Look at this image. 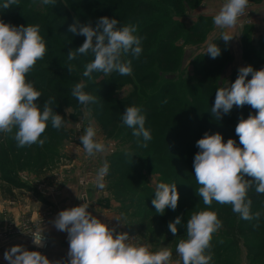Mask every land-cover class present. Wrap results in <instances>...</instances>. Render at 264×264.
Segmentation results:
<instances>
[{
  "label": "trees",
  "instance_id": "obj_1",
  "mask_svg": "<svg viewBox=\"0 0 264 264\" xmlns=\"http://www.w3.org/2000/svg\"><path fill=\"white\" fill-rule=\"evenodd\" d=\"M262 1L249 0V3ZM202 2L55 0L54 5H44L41 0H19V6L0 11V19L15 26H40L47 51L27 76L36 90L42 93L37 103L42 105L46 99L54 98L52 107L64 117L65 122L67 109L77 110L81 107L78 100L71 96V91L75 84L83 83L84 91L96 97L97 102L90 104L89 108L103 131L108 136L116 133L122 140L130 142V153L109 157L107 174L113 197L120 205V215L128 225L129 218L130 222L138 219L139 228L142 230L145 227L152 235L164 233L165 228L169 232L172 209L166 208L161 215L156 213L151 203L155 193L152 186H148L146 174L156 172L163 177L158 183L168 181L169 184H177L181 198L175 209L181 217L179 233L186 232L187 220L194 212L215 211L230 242L227 243L226 238L220 240L213 236L211 251L218 253L223 247L237 246L240 240L253 238V243H245L248 260L251 264L264 263V194H257L254 189L249 191L252 213H262L258 221L241 219L233 213L230 205L213 202L210 207L205 206L202 198L196 195L199 188L193 168L194 156L199 151L196 141L205 132H219L225 142L232 138L239 145L236 125L241 117L247 119L250 113H256L249 105L234 106L230 113L216 120L210 112L215 92L224 86L225 74L232 62L228 45L221 39L213 41L221 49L217 58L201 52L191 60V74L185 76L182 72L183 62L189 54L186 48L203 43L213 24L212 17L204 16H200L190 27L181 21ZM103 16L118 19V27L128 23L137 25L136 35L143 38L142 54L138 59L130 54L122 57L123 61L132 60L131 75L121 76L114 71L107 76L94 72L90 77H85V65L94 59L93 55H78L72 61L67 59V52L81 46L86 39L82 35L69 33V26L78 18L81 23L90 21L95 27L98 18ZM241 43L246 65L254 70L264 68V41L255 48L245 34ZM69 65L73 68L71 73L68 72ZM237 77L238 72L232 70L229 83H233ZM248 79H251V75ZM126 86L131 87L130 91L118 97L119 91ZM132 105L140 107L146 116L145 127L152 135L146 148L138 146L132 129L124 125L121 118L126 107ZM15 131L0 133V183H5L10 189L25 187L18 181L19 172L45 168L68 133L64 125L57 130L48 122L41 137L46 138L43 146L34 144L18 148ZM257 224L258 227L255 226ZM169 233L171 238V231Z\"/></svg>",
  "mask_w": 264,
  "mask_h": 264
},
{
  "label": "clouds",
  "instance_id": "obj_2",
  "mask_svg": "<svg viewBox=\"0 0 264 264\" xmlns=\"http://www.w3.org/2000/svg\"><path fill=\"white\" fill-rule=\"evenodd\" d=\"M41 3L54 5L55 0H41ZM12 6H19V0H0V11ZM248 7L249 0H224L213 17V23L221 29H232ZM119 23L116 18L103 16L98 18L95 27L90 21L81 23L78 18L69 26V33L86 39L81 46L67 52L68 61L89 53L94 57L85 65L83 76L90 77L94 72L107 76L114 71L121 76L132 74V60L123 61L122 57L130 54L138 59L143 51V38L136 35L137 25L128 23L118 27ZM221 38L227 43L233 35L222 32ZM46 51L39 25L15 26L0 19V133L10 134L16 129L14 139L18 148L34 144L43 146L46 138L41 137L48 122L57 130L64 125V117L52 107L54 98L46 99L42 105L37 103L42 93L27 79ZM206 53L217 58L221 49L216 43H209ZM72 71L69 65L68 72ZM249 75L251 79H248ZM84 87L83 83L75 84L71 96L84 106L82 118L88 120V126L80 136V142L86 156L94 157L105 153L107 147L97 139V129L90 119L88 106L97 102L96 97L85 92ZM245 105L251 106L256 113H250L247 119L241 117L236 125L239 145L232 138L225 142L219 132H205L196 141L199 149L193 160L195 180L199 185L196 195L202 198L205 206L210 207L213 202L230 205L233 213L241 219L258 221L262 213H252L249 191L254 189L255 193L264 194V68L254 70L250 65L239 68L235 81L215 92L210 112L214 119L220 120L234 106ZM121 118L123 124L132 129L138 146L146 148L152 135L145 127L146 116L142 109L127 106ZM108 172L109 165L105 161L96 172L95 183L99 189L105 188L104 178ZM154 193L151 203L156 213L163 215L166 208L173 211L177 208V184L158 183ZM88 207L86 202L61 210L53 220L57 230L68 234L67 264H171L172 251L169 248L153 252L147 245L130 243L128 233H117L115 228L88 212ZM180 224L179 216L169 222L168 228L173 235ZM221 227L222 221L215 211L194 212L186 223V239L176 245L180 258L177 264H210L211 240ZM34 243L44 246L42 239L34 240ZM4 259L9 264H65L64 260L51 261L41 252L29 251L21 245L6 250Z\"/></svg>",
  "mask_w": 264,
  "mask_h": 264
},
{
  "label": "rangeland",
  "instance_id": "obj_3",
  "mask_svg": "<svg viewBox=\"0 0 264 264\" xmlns=\"http://www.w3.org/2000/svg\"><path fill=\"white\" fill-rule=\"evenodd\" d=\"M193 13L194 10L181 18V21L188 27L198 21L197 19L200 17L198 16L194 18ZM215 30L216 26L213 23L210 26L203 43L192 48L190 46L186 48L189 50V54L183 62L184 65L182 69L185 76L191 74L192 68L190 63L193 57L201 52L205 53L208 44L213 43L214 40L218 39L214 36L218 35L221 28L218 33H214ZM236 31L237 33L233 37V40L226 43L232 57V62L226 71L224 79L226 82H224L223 87L230 86L228 77L232 70L238 72L239 68L247 66L242 57V37L247 34V37H249L250 42L255 48L258 47V43L264 41V23L260 24L257 29H255L251 23L246 25L242 24ZM220 39L224 41L222 38H219V40ZM130 89V86L124 87L119 91L118 97H123L130 91ZM83 114L84 106L82 105L77 110L71 108L66 110L64 126L68 130L67 137L63 140L56 155L48 165L45 166V168L40 171L27 169L19 172L18 181L25 186L24 188L11 187L10 189L5 183H0V215L2 216L1 218L3 221L0 223V243H9L15 239L23 238L30 244L32 243L31 236L29 235L31 232H37L43 236L46 239V243H48L49 238L45 233V230L55 219L49 210L58 207L57 198L61 196L59 193L69 187L72 179H75L78 189L77 206L86 202L90 206L88 191L89 189H92L94 194L99 196L95 202L99 204L100 207L107 208L111 202L113 203L111 207H114V210L119 215L120 222L126 226L128 234L139 238V244L149 246L150 250L153 252L165 247L169 248L172 251L171 264H177V261L180 258L176 253V245L181 239H186V232L179 233L177 231V234H172V237L170 238V230L167 233V228L163 231L164 233H167V235L164 233L152 235L145 227L141 230L138 226V219H133L132 222H130L129 218L128 225V222L120 215V205L115 200V197H113V192L107 181V175L104 178L105 188L99 189L96 186L95 178L97 169L101 167L105 161H107L109 165V157L113 155H120L125 152L130 153L131 145L127 139L122 140V137L116 133L113 136H108L91 112L90 119L97 129V139L105 143L107 151L105 153H99L94 157H87L80 142V136L83 134L86 126H88V120L82 118ZM111 150L113 153H110ZM162 178L163 177L156 172L146 174L148 186H152L154 192L156 185L158 184L157 181ZM85 181H87L86 185L83 184ZM165 183L169 182L166 181ZM83 193L85 196H82ZM179 200H181V198H179ZM61 204L63 205V201H59V205ZM63 206L66 207L65 204ZM39 207L44 210L48 209V212L36 217L29 214V209ZM171 214L170 218H172L173 222V220L178 217L179 213L172 210ZM180 227V225H177V229ZM224 232V229L221 227L213 234V236L216 239L224 240V238H226ZM226 239H228L226 241L229 243L230 238ZM253 242V238L246 240L242 239L237 246H233V244L228 245L227 247H223L218 253L211 251L212 259L210 264H251L247 257L245 243Z\"/></svg>",
  "mask_w": 264,
  "mask_h": 264
},
{
  "label": "crops",
  "instance_id": "obj_4",
  "mask_svg": "<svg viewBox=\"0 0 264 264\" xmlns=\"http://www.w3.org/2000/svg\"><path fill=\"white\" fill-rule=\"evenodd\" d=\"M224 0H204L201 3V6L194 10L193 16H211L214 17L215 14L218 13L220 7L222 6ZM248 18L250 20L251 25L257 29L260 24L264 23V0L261 3H249V7L246 9L245 14L240 17L238 24L232 29H221L218 33L220 28L216 27L214 33H218L215 35V38H221L222 32H228L229 34L233 35V37L237 33L238 27H241L243 24V20ZM233 40V39H232ZM61 196L57 198L58 207L50 209L51 214L53 217H56L57 214L61 210H65L71 207L77 206L78 201V189L76 186L75 179H72L70 186L67 187L63 192H60ZM88 198L90 200V206L87 209L93 216H96L102 222L106 223L110 228H115L118 233L126 232L127 228L124 224H122L119 220V215L114 210V207H111L113 203L111 202L107 208L100 207L95 201L98 199V195L94 194L92 189L88 191ZM59 201H63L62 204L59 205ZM29 214L32 216H40L48 212V209L44 210L42 208H32L29 209ZM2 216L0 215V223L2 221ZM118 218V219H117ZM45 233L49 238V242L47 244V248L45 250H39L36 247L32 246L31 244L27 243V241L23 238L15 239L9 243H4L0 245V264H9L7 260L4 259V252L9 250L11 247L15 245H21L25 249L29 251H39L42 254L46 255L49 260L57 261V260H64L65 264H67V252L69 248V243L67 239V232L59 231L55 228L53 222L46 228ZM130 239V243L139 244V238L135 237L134 235L128 234Z\"/></svg>",
  "mask_w": 264,
  "mask_h": 264
},
{
  "label": "built area",
  "instance_id": "obj_5",
  "mask_svg": "<svg viewBox=\"0 0 264 264\" xmlns=\"http://www.w3.org/2000/svg\"><path fill=\"white\" fill-rule=\"evenodd\" d=\"M243 24L244 25H246V24H250V20L248 19V18H246V19H244L243 20ZM87 127V126H86ZM110 153H113V151L111 150L110 151ZM83 184H87V181H85V182H83ZM82 196H85V194L83 193V195ZM21 234V233H20ZM23 234V233H22ZM30 236H31V242L32 243H30L32 246H34V247H36L37 249H39V250H44V249H46V247H47V244L48 243H46V239L43 237V236H41L40 234H38L37 232H31L30 234H29ZM36 239H42V243H43V247H40V246H37V245H35V243H34V240H36ZM1 244H3V243H0V245Z\"/></svg>",
  "mask_w": 264,
  "mask_h": 264
},
{
  "label": "bare ground",
  "instance_id": "obj_6",
  "mask_svg": "<svg viewBox=\"0 0 264 264\" xmlns=\"http://www.w3.org/2000/svg\"><path fill=\"white\" fill-rule=\"evenodd\" d=\"M36 240H38V239H36ZM36 245V244H35Z\"/></svg>",
  "mask_w": 264,
  "mask_h": 264
}]
</instances>
